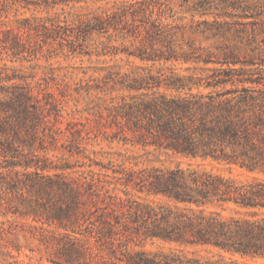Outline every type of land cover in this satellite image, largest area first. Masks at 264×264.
Returning a JSON list of instances; mask_svg holds the SVG:
<instances>
[{"label": "trees", "instance_id": "obj_1", "mask_svg": "<svg viewBox=\"0 0 264 264\" xmlns=\"http://www.w3.org/2000/svg\"><path fill=\"white\" fill-rule=\"evenodd\" d=\"M98 1L105 4L90 6ZM163 5L164 0H0V54L4 51L17 58L34 30L49 34L65 28L70 36L67 47L73 52L80 46L81 53L104 54L101 36L117 35L132 39L136 45L132 54L141 61L177 58L178 47L172 43V25L162 16ZM256 5L246 3L243 8ZM31 7L45 9L46 14L22 17L20 8ZM7 69H0V161L6 160L0 163V217L4 218L0 219V243L18 231L8 216L16 215L17 205H22L20 213L42 224L55 222L65 230H52L60 258L51 261L78 263L88 249L76 236L80 230L70 226H81L85 196L95 192L104 200L108 190L98 187L94 177L56 180L39 171L46 168L34 162L30 148V155L21 153L17 128L22 118L55 104L45 99L50 95L39 98L37 91L17 82ZM103 70L106 83L127 92L102 96L115 132L123 143L139 144L151 155L122 172L125 184L133 181L144 196L115 194L110 208L100 214L102 231L118 233L125 246L139 247L124 249L123 264H250L247 259H264V179L243 181L203 170L199 163L173 162L175 157L212 160L229 170L234 165L264 173V90L244 88L237 96L218 99L193 93L181 78L160 71L134 67L121 73L112 66ZM150 145L153 149L147 150ZM149 195L163 201L149 200ZM229 203L236 206L233 214L225 216L216 209H225ZM154 238L178 247L145 250L142 240ZM186 247H202L209 255H189Z\"/></svg>", "mask_w": 264, "mask_h": 264}, {"label": "rangeland", "instance_id": "obj_2", "mask_svg": "<svg viewBox=\"0 0 264 264\" xmlns=\"http://www.w3.org/2000/svg\"><path fill=\"white\" fill-rule=\"evenodd\" d=\"M164 2L162 16L165 22L172 25V43L178 47L177 58L154 63L141 61L132 54L136 51L132 39L117 35L111 39L101 36L106 45L104 54L99 55L95 51L91 54L81 53L80 46L73 52L67 47L70 36L67 35L69 32H64L65 28L58 30L59 33L49 34L34 30L31 41L25 42V51L17 58L4 51L0 54L2 71L8 68L9 73L17 76V82L37 91L39 98H43V94L50 95L45 99L50 102L51 98L55 104L50 106L48 103L47 108L37 112V115L22 118L17 128L21 135V153L30 155V148L34 162L46 168L39 171L56 180L60 177L82 180L94 177L98 187L108 190L104 200L95 192L92 196H85L84 212L79 222L81 226L76 223L70 226L80 230L76 236L88 249L87 255L79 256L75 264H123L121 258H124V249L139 248L133 243L125 246V239L116 232L108 235L102 231L99 220L100 214L112 205L115 194L122 197L140 194L133 181L125 184L126 178L122 172L135 168V162H142L151 156L139 144L123 143L115 132L102 96L108 98L127 92L113 89L110 81L105 82L104 68L112 66L121 73L130 72L134 67H143L152 73L160 71L166 76L181 78L185 84L192 86L193 93L210 94L218 99L237 96L244 88L264 90V0ZM246 3L257 5L244 10ZM104 4V1H98L90 3V6ZM19 12L22 17H29L32 13L46 14L45 9L34 7L29 10L20 8ZM13 20L10 17L11 24ZM160 91H164V88L161 87ZM30 109L33 108L30 106ZM146 148L152 150L153 145ZM175 160H181L182 165L189 161L193 166L199 163V168L203 170L243 181L253 177L264 179L262 172H249L234 165L229 170L227 165L212 160L179 157L173 158V162ZM0 163L6 164V160ZM18 169L23 171L22 167ZM21 192H26L25 188ZM146 197L163 201L160 196ZM235 207L229 203L225 209L218 206L216 209L227 216L234 213ZM23 209L22 205H17L19 212L8 216V219L15 220L13 224L18 231L1 241L0 264H60L51 261L60 258V252L53 243L52 230L56 233L65 230L55 222L50 225L36 222L32 216L20 213ZM0 219L4 220L3 217ZM40 225L47 229L40 228ZM67 231L71 232L70 229ZM142 243L148 251H167L178 247L175 243L155 238L142 240ZM184 251L189 255H209L202 247H186ZM212 251L217 255L216 249ZM246 261L264 264L262 258Z\"/></svg>", "mask_w": 264, "mask_h": 264}]
</instances>
